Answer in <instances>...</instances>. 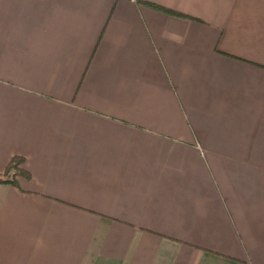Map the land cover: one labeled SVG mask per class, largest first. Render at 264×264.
<instances>
[{
    "label": "crops",
    "instance_id": "obj_1",
    "mask_svg": "<svg viewBox=\"0 0 264 264\" xmlns=\"http://www.w3.org/2000/svg\"><path fill=\"white\" fill-rule=\"evenodd\" d=\"M15 157L0 264H264V0H0Z\"/></svg>",
    "mask_w": 264,
    "mask_h": 264
},
{
    "label": "trees",
    "instance_id": "obj_2",
    "mask_svg": "<svg viewBox=\"0 0 264 264\" xmlns=\"http://www.w3.org/2000/svg\"><path fill=\"white\" fill-rule=\"evenodd\" d=\"M139 5L150 7L154 10L163 12L164 14H168L170 16H178V17H188L184 14L178 13L174 10L164 8L160 5L151 4V2L146 1H138ZM23 164V160L20 159V157H15L12 159V162L8 166L7 171L5 174L0 175V184H10L13 186L18 187V181L17 178L22 175V177H29V173L26 172L21 166Z\"/></svg>",
    "mask_w": 264,
    "mask_h": 264
}]
</instances>
